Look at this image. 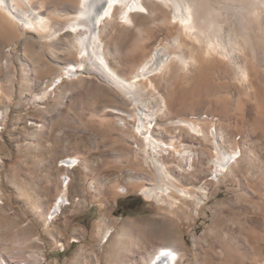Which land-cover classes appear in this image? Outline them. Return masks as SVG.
Here are the masks:
<instances>
[{
    "label": "rangeland",
    "instance_id": "1",
    "mask_svg": "<svg viewBox=\"0 0 264 264\" xmlns=\"http://www.w3.org/2000/svg\"><path fill=\"white\" fill-rule=\"evenodd\" d=\"M156 4L154 14L162 8ZM149 5L137 11L135 29L118 20L101 25L107 62L125 79L154 48L175 52V28L152 17ZM47 13L69 19L60 9ZM27 38L36 36L0 39L11 64L0 70V264H148L165 246L178 251L177 264H264V100H250L208 61L173 74L171 83L150 78L171 106L147 94L136 107L85 72L49 91L78 50L53 61ZM137 110L191 120L205 132L215 127L221 152L240 155L213 179L217 154L208 132L200 137L162 123L151 136L165 145L154 149L145 139L148 120L138 130ZM150 157L197 199L171 189L168 197H145L144 188L159 186ZM66 158L77 164L65 167ZM59 194L66 205L50 220Z\"/></svg>",
    "mask_w": 264,
    "mask_h": 264
},
{
    "label": "bare ground",
    "instance_id": "2",
    "mask_svg": "<svg viewBox=\"0 0 264 264\" xmlns=\"http://www.w3.org/2000/svg\"><path fill=\"white\" fill-rule=\"evenodd\" d=\"M146 3H150L152 17L158 15L163 24L175 28L172 35L175 52L168 51L164 46L154 48L137 72L131 78L125 79L107 62L101 25H110L118 20L135 29L140 21L136 13ZM156 3L162 8L154 14L156 10L152 7H158ZM51 9H60L69 15V19L59 21L50 17L47 11ZM167 12L170 13L169 17ZM29 33L34 34L36 38L26 40L35 42L47 50L53 61L58 59L61 52H70L73 46L78 50L75 60L61 66L63 74L51 81L49 91L58 86L65 77L74 78L78 73L85 72L93 73L117 87L136 107L142 104L147 94L157 98L163 106L165 103L171 106L173 102L165 101V92L157 89L150 78L161 75L164 83H168L173 74L184 72L193 64H204L208 61L207 64L212 62L221 66L220 71L233 80L232 82L238 85L235 84L237 89L243 91L250 100L256 104L264 100V0H0V39L14 37L18 40L26 38ZM63 35L66 36L65 39ZM6 47V42L0 43V70L5 72L9 71L11 66L10 53L5 50ZM145 80L148 81L147 87L140 84ZM47 91L40 93V98L45 97V100ZM183 101L180 96V102ZM134 117L140 131L144 129L143 120H148L145 139L147 146L151 145L154 149L165 145L154 141L151 136L152 128L156 126L158 129L162 123L165 126L187 128L200 137H205L208 132L191 120H171L172 117L162 111L145 113L137 110ZM208 134L217 154L214 179L223 170L227 171L240 154L237 155L236 150H231L229 154L221 152V136L215 127H211ZM149 161L155 169L159 186L157 191L155 187L144 188L142 193L145 197H168V189H171L179 197L194 201L197 199L187 189L174 185L173 177L167 174L164 166L155 157H150ZM61 163L71 168L77 164L75 158L63 159ZM68 181L66 176L63 182L67 185ZM56 199L48 214L50 220L66 205L67 199L63 194H59ZM110 236L111 231L107 230L103 241L106 242ZM178 259V251L165 246L151 257L148 264H177Z\"/></svg>",
    "mask_w": 264,
    "mask_h": 264
},
{
    "label": "trees",
    "instance_id": "3",
    "mask_svg": "<svg viewBox=\"0 0 264 264\" xmlns=\"http://www.w3.org/2000/svg\"><path fill=\"white\" fill-rule=\"evenodd\" d=\"M126 208H127V210H129V211H132V210L134 209L133 206H128V207H126Z\"/></svg>",
    "mask_w": 264,
    "mask_h": 264
}]
</instances>
